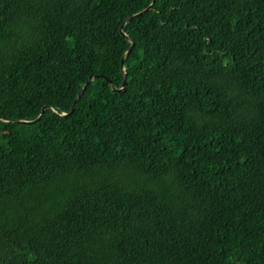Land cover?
<instances>
[{
    "label": "trees",
    "instance_id": "1",
    "mask_svg": "<svg viewBox=\"0 0 264 264\" xmlns=\"http://www.w3.org/2000/svg\"><path fill=\"white\" fill-rule=\"evenodd\" d=\"M0 264H264V0H0Z\"/></svg>",
    "mask_w": 264,
    "mask_h": 264
},
{
    "label": "water",
    "instance_id": "2",
    "mask_svg": "<svg viewBox=\"0 0 264 264\" xmlns=\"http://www.w3.org/2000/svg\"><path fill=\"white\" fill-rule=\"evenodd\" d=\"M138 15V14H137ZM123 26L124 25H122L121 26V32L125 35V36H127V34H126V32L123 30ZM134 44V43H133ZM132 49V47L129 49V51ZM128 51V52H129ZM127 52V53H128ZM122 65H124V61H122ZM97 77V75H95V76H91L90 77V80H92V79H95ZM126 78V77H125ZM109 80V79H108ZM110 81V80H109ZM111 82V81H110ZM89 82H87L86 83V85L88 84ZM126 84V81H124V85ZM85 87L86 86H84L81 90H80V92H79V95H78V97L75 99V101H74V104H73V107H72V109H71V111L69 112V113H63V115H69V114H72L73 112H74V110H75V108H76V106H77V104H78V100H79V98L81 97V95H82V93H83V91L85 90ZM45 109V107H43V110ZM40 117H38L37 119H34V120H17V122H20V123H33V122H36L38 119H39Z\"/></svg>",
    "mask_w": 264,
    "mask_h": 264
}]
</instances>
